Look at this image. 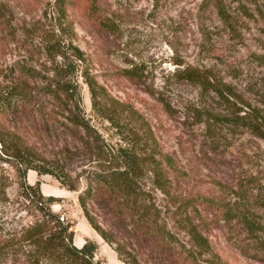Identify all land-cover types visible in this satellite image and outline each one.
<instances>
[{"label": "rangeland", "instance_id": "1", "mask_svg": "<svg viewBox=\"0 0 264 264\" xmlns=\"http://www.w3.org/2000/svg\"><path fill=\"white\" fill-rule=\"evenodd\" d=\"M0 2L6 5L11 23L6 29L0 27V84L21 63L54 74L61 58L53 60L44 52L43 32L57 30L61 13L56 12V0ZM200 2L96 0L97 10H91V0H72L66 13L76 33L73 44L85 52L88 71L112 98L131 104L148 122L154 141L145 143L141 151H163L173 158L177 171H171V190L177 199L204 194L220 203V210H246L260 231L251 234L237 220H219L220 211L214 207L199 205L207 222L195 218V223L209 247L193 244L174 219L169 196L154 188L149 167L144 168L141 183L152 192L175 245L140 243L133 232L108 224L102 213L94 212L128 250L132 244L137 247L138 252H131L140 264H264V251L257 249L264 241V140L228 120L241 108L240 114L249 111L247 104L264 109V0L245 2L252 16L238 11L237 3H226L231 25L212 6L201 9ZM190 65L210 68L238 96L225 93V100L179 79L178 70ZM124 68L138 76L124 75ZM77 78L86 118L107 147L118 144V128L94 112L88 86L81 75ZM43 102L40 111L25 108L20 115L1 116L0 130L23 136L32 147V160L68 175L77 191L62 187L52 174L33 169L26 171L25 180L39 182L42 194L59 199L52 208L71 222L77 246L90 238L98 245L95 259L101 264H126L114 251L115 245L91 228L79 205L78 192L98 165L94 148L81 142L66 122L64 108L48 98ZM124 123L135 127L129 117ZM21 181L15 161L0 152V240L34 220L20 197ZM185 248L192 250L195 261L184 260Z\"/></svg>", "mask_w": 264, "mask_h": 264}, {"label": "trees", "instance_id": "2", "mask_svg": "<svg viewBox=\"0 0 264 264\" xmlns=\"http://www.w3.org/2000/svg\"><path fill=\"white\" fill-rule=\"evenodd\" d=\"M245 2L255 3L257 0H201L200 8L212 6L222 20L231 25L233 17L226 3H237L238 11L252 16L253 13L245 7ZM71 3L72 0H56V12L61 13L57 30L43 32L44 52L53 60L61 58L52 70L54 74L38 71L26 63L18 65L0 84V117L20 115L25 108L40 111L44 105L43 98L51 99L57 107L64 108L66 122L80 135L81 142L94 148L97 155L96 169L90 171L86 185L78 192L79 205L91 228L104 241L115 245L114 251L126 264H140L137 254L131 252L137 251V247L132 244L131 250H128L127 244L121 242L116 232L99 221V214L94 212L95 209L102 213L108 224L133 232L134 238L140 243L150 241L154 245H175L177 242L163 221L162 211L155 203L152 192L141 183L145 167H149L153 173L154 188L169 196L170 203L175 207L172 209L173 217L181 229L190 234L193 244L204 249L209 247L195 223V218L202 224L207 222L198 210L199 205L219 210V220H237L251 234L258 233L260 229L246 210H220V203L204 194L177 199L172 193L170 175L171 171H177L173 158L163 151H141L145 143L154 141L148 122L131 104L112 98L105 86L84 65L87 61L86 54L73 44L76 33L66 13ZM90 6L91 10H97L96 0H91ZM6 12V5L0 2V27L3 29L11 25ZM122 71L130 78L138 76L133 69L124 68ZM78 75L83 77L88 86L94 112L118 128L121 140L118 144L107 147L104 137L86 118L82 109V96L78 91ZM177 76L205 92L214 91L219 98L225 100H228L225 93L238 96L230 86L219 82L213 70L208 67L186 66L178 70ZM247 107L249 111L240 114L244 110L241 108L228 120L235 126L249 129L264 140V109L250 104ZM127 117L132 119L135 127L124 123ZM0 146L1 154L15 161V166L22 175L19 194L21 200L27 203L28 212L31 211L34 216L31 223L21 226L11 237L0 240V264H101L95 259L98 247L95 241L86 238L81 246L74 243L75 233L71 229V222L52 208L59 199L54 195L42 194L39 182L31 184L25 180L26 171L33 169L38 174H52L62 187L77 191V186L70 181L68 175L62 176L51 168L37 165L31 158L32 147L20 134L11 135L1 129ZM155 152L160 155V159L155 157ZM257 249L264 251V241L258 242ZM183 253H186L184 260L190 258L195 261L192 250L185 248Z\"/></svg>", "mask_w": 264, "mask_h": 264}, {"label": "crops", "instance_id": "3", "mask_svg": "<svg viewBox=\"0 0 264 264\" xmlns=\"http://www.w3.org/2000/svg\"><path fill=\"white\" fill-rule=\"evenodd\" d=\"M83 244V243H82Z\"/></svg>", "mask_w": 264, "mask_h": 264}]
</instances>
